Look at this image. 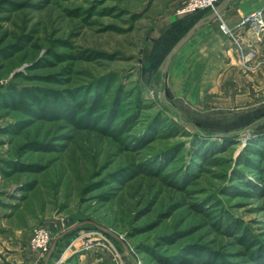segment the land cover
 <instances>
[{
    "label": "rangeland",
    "instance_id": "obj_1",
    "mask_svg": "<svg viewBox=\"0 0 264 264\" xmlns=\"http://www.w3.org/2000/svg\"><path fill=\"white\" fill-rule=\"evenodd\" d=\"M185 1L0 0V241L28 235L36 264H264V55L244 27L248 87L176 88L160 64L205 12Z\"/></svg>",
    "mask_w": 264,
    "mask_h": 264
},
{
    "label": "crops",
    "instance_id": "obj_2",
    "mask_svg": "<svg viewBox=\"0 0 264 264\" xmlns=\"http://www.w3.org/2000/svg\"><path fill=\"white\" fill-rule=\"evenodd\" d=\"M264 0H230L224 4L220 2L217 7L220 8L219 16L224 20L226 26L231 30H236L240 39L248 42L249 32L238 30L237 25L246 13L259 9L263 6ZM211 14L210 11L198 12L190 17L180 19L182 24H189L187 29L205 19ZM219 18L214 17L206 19L203 25L186 41L173 56L168 71H171L175 77L176 88L188 76V83H193L192 89H195L197 83L200 88H216V84L223 80L226 74H236L235 83L237 87L243 89L246 85L243 75L238 73L236 65V56L228 35L219 29ZM191 20V21H189ZM188 21V22H187ZM256 38L251 41L253 49L264 55V36H253ZM174 67V68H173ZM258 82L264 83L263 75L254 76ZM170 86L171 79H166ZM208 82L209 85H202ZM178 84V85H177ZM248 87V86H246ZM188 89H190L187 86ZM6 238V237H5ZM3 238L0 241V264H36L35 254L29 252L27 248L28 235L11 236L8 239Z\"/></svg>",
    "mask_w": 264,
    "mask_h": 264
},
{
    "label": "built area",
    "instance_id": "obj_3",
    "mask_svg": "<svg viewBox=\"0 0 264 264\" xmlns=\"http://www.w3.org/2000/svg\"><path fill=\"white\" fill-rule=\"evenodd\" d=\"M224 0H186L184 5L179 9V14H186V13H192L197 10L202 11H210L214 12L217 5ZM218 17V15H217ZM221 30L227 34L229 37H231V41H233V44L237 46L238 54L239 56H242L245 54L243 46L238 41V34L236 30H231L230 28H227L226 25H224L223 21L220 25ZM244 27L250 28L252 31L256 33L255 36L260 37V34H264V6L259 9L252 11L246 15H243L239 24L237 25L238 30L244 29ZM237 35V38L236 36ZM48 233H46L43 230H37L34 233V237L32 240V249L33 250H39L40 252H45L49 249L48 244Z\"/></svg>",
    "mask_w": 264,
    "mask_h": 264
},
{
    "label": "water",
    "instance_id": "obj_4",
    "mask_svg": "<svg viewBox=\"0 0 264 264\" xmlns=\"http://www.w3.org/2000/svg\"><path fill=\"white\" fill-rule=\"evenodd\" d=\"M230 0H224V4L228 3ZM220 8L216 7L214 12H211V14L206 17L205 19H200L198 22H196L177 42L176 44L170 49V51L167 53L166 57L164 58L163 62L160 64V72L163 74L167 71L168 66L175 55V53L179 50V48L186 42L188 41L193 34L203 25L206 19H213L219 14ZM160 99L161 101L165 104L168 105L164 93L160 94Z\"/></svg>",
    "mask_w": 264,
    "mask_h": 264
},
{
    "label": "trees",
    "instance_id": "obj_5",
    "mask_svg": "<svg viewBox=\"0 0 264 264\" xmlns=\"http://www.w3.org/2000/svg\"><path fill=\"white\" fill-rule=\"evenodd\" d=\"M88 91H89V93L91 92L90 98H83V100L85 102L89 101V105L92 106V108H94L95 107V104L97 103V99L103 95V90L100 91L99 89H94V88L91 87L90 90H88ZM100 94H102V95L99 96ZM84 101H83V103H85ZM72 107H77L76 109L80 110L81 111V114H84L85 112L89 111L88 109L85 108V105L84 104H81V103L78 104L77 102H76V104L72 105ZM72 107L69 106L68 109L66 108L67 109V112H70ZM78 110H77V113H78ZM69 117H71V116H69ZM90 121H91V117H86L85 121H84V119L82 120V122H88V123ZM102 132H104L106 134L109 133V132H106L104 129H103Z\"/></svg>",
    "mask_w": 264,
    "mask_h": 264
}]
</instances>
